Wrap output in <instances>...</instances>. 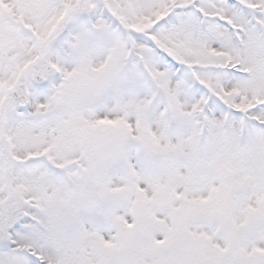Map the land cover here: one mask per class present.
I'll return each instance as SVG.
<instances>
[{"label":"snow or ice","instance_id":"obj_1","mask_svg":"<svg viewBox=\"0 0 264 264\" xmlns=\"http://www.w3.org/2000/svg\"><path fill=\"white\" fill-rule=\"evenodd\" d=\"M0 264H264V0H0Z\"/></svg>","mask_w":264,"mask_h":264}]
</instances>
